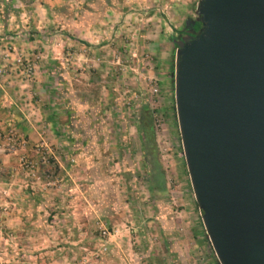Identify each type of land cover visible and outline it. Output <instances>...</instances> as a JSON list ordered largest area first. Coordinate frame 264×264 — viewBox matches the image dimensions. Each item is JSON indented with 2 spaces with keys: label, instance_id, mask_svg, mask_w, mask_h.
Returning a JSON list of instances; mask_svg holds the SVG:
<instances>
[{
  "label": "rangeland",
  "instance_id": "1",
  "mask_svg": "<svg viewBox=\"0 0 264 264\" xmlns=\"http://www.w3.org/2000/svg\"><path fill=\"white\" fill-rule=\"evenodd\" d=\"M15 3L9 14L0 2V113H9L0 114V264H219L174 102L175 43L197 0ZM9 17L15 29H5ZM53 52L59 59L49 63ZM78 138L82 146L69 150ZM10 180L65 203L59 213L36 210L20 236L6 222Z\"/></svg>",
  "mask_w": 264,
  "mask_h": 264
},
{
  "label": "water",
  "instance_id": "2",
  "mask_svg": "<svg viewBox=\"0 0 264 264\" xmlns=\"http://www.w3.org/2000/svg\"><path fill=\"white\" fill-rule=\"evenodd\" d=\"M195 13L172 72L191 188L219 264H264V0Z\"/></svg>",
  "mask_w": 264,
  "mask_h": 264
},
{
  "label": "crops",
  "instance_id": "3",
  "mask_svg": "<svg viewBox=\"0 0 264 264\" xmlns=\"http://www.w3.org/2000/svg\"><path fill=\"white\" fill-rule=\"evenodd\" d=\"M42 1L44 2V5L48 4V5H56L57 6L63 0H42ZM76 1H78V0H76ZM0 2L3 3V5H4L3 8H5V12L9 13V14H11L12 11L15 9V7H18V5H19V4L16 5V3H15V5H13L15 0H0ZM44 5L35 7V9L33 11H35L37 13L45 12ZM38 22H39V20H38ZM3 23H5V29L6 30L7 29L10 30V28L15 29L17 27V23L13 20L12 17H9L7 21H5V19H3ZM38 26L39 25H37V27ZM75 29L78 30V28H75ZM85 36H87V33H85ZM71 38H74V37L72 36ZM32 41H37V43L40 44L42 47L43 46H45V47L49 46L48 42L45 39H43V40L36 39V40H32ZM27 42L28 41H25V43H27ZM25 46H27V45H25ZM48 54L49 55H48L47 61L49 63L55 62V60L59 59V56H57L58 52H53V53H48ZM51 64H53V63H51ZM42 71H43L42 74L45 75V77L48 78V74L50 76L49 78L52 77L51 70L47 74L44 72V69H42ZM42 77H44V76H42ZM54 77H56L55 74H54ZM40 87L44 91H50L52 89H55V86H52V85L46 84V83L40 84ZM1 99H2V95L0 94V100ZM48 99H51V98H48ZM48 104H51L50 101H48L47 105ZM43 105H45V102L43 103ZM0 114L4 115V113H2V112ZM7 114H8V116H6V117L4 115V120H6V121L9 120L8 111H7ZM54 120L56 121V117H54ZM55 121L53 122V126L57 130L56 140L62 142L63 138L60 136V133H59L60 128L58 127V124ZM56 125H57V127H56ZM26 130H27V135H28L27 141L29 143L35 141L37 138L35 131H33L32 129H29L28 126H26ZM26 130H25V132H26ZM68 138L69 137L66 136V140ZM67 141H69V140H67ZM70 142H72V140ZM81 144H82V142L78 138L76 143L68 144L69 150H70V148H72V146H74L77 149L80 146H82ZM86 149L87 148L85 147V150ZM18 185H20V183L18 181H11L10 180L9 182H6L5 187H4L6 193H7V191L12 192L11 195H9V203L12 206V211L10 212L9 216L7 217L6 222L8 224L14 226L16 228V232L21 231L22 234H20V236H24V234L28 228L27 227L28 218H31V215H35L36 210L38 213H40V209H45V207H48V206H50V207L54 206L55 212L57 211L56 213H59L58 208H60L62 206V204L65 203V200L62 199V197H61V195H59V193H56V196L49 197V195H43V194H40L37 192L34 193V191H31L30 189H23L22 187H21L22 189H20V187H18ZM26 191H27V193H26ZM50 207H49V209H53ZM36 221H37V219H36ZM38 222H39V225L43 223L41 219H38ZM35 230H37V229H35ZM38 233H40V232L38 231ZM33 235L35 236V234H33Z\"/></svg>",
  "mask_w": 264,
  "mask_h": 264
},
{
  "label": "trees",
  "instance_id": "4",
  "mask_svg": "<svg viewBox=\"0 0 264 264\" xmlns=\"http://www.w3.org/2000/svg\"><path fill=\"white\" fill-rule=\"evenodd\" d=\"M193 21H194V23H193V28L194 29H198L199 27H200V24H199V22H197V21H195L194 19H192ZM192 25V21L190 20V25H185V28H188L189 26H191ZM176 44V43H175ZM145 116V115H144ZM149 123H150V118H149V116L146 114V116H145V121H143V124H144V126L145 127H148V129H149Z\"/></svg>",
  "mask_w": 264,
  "mask_h": 264
},
{
  "label": "flooded vegetation",
  "instance_id": "5",
  "mask_svg": "<svg viewBox=\"0 0 264 264\" xmlns=\"http://www.w3.org/2000/svg\"><path fill=\"white\" fill-rule=\"evenodd\" d=\"M188 28H190V26L188 27ZM187 28H185V30H186ZM185 35V34H184ZM183 36V35H182ZM179 38H181V36L179 37Z\"/></svg>",
  "mask_w": 264,
  "mask_h": 264
}]
</instances>
